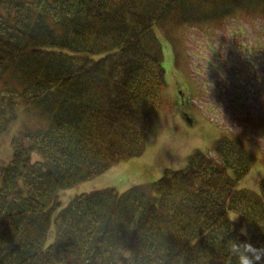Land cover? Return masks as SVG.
<instances>
[{"label":"trees","instance_id":"trees-1","mask_svg":"<svg viewBox=\"0 0 264 264\" xmlns=\"http://www.w3.org/2000/svg\"><path fill=\"white\" fill-rule=\"evenodd\" d=\"M260 13L264 0H0V135L15 128L0 264H237L233 243L264 249V177L241 185L254 157L238 137L123 191L58 197L145 152L163 42L179 61L190 26Z\"/></svg>","mask_w":264,"mask_h":264},{"label":"rangeland","instance_id":"rangeland-1","mask_svg":"<svg viewBox=\"0 0 264 264\" xmlns=\"http://www.w3.org/2000/svg\"><path fill=\"white\" fill-rule=\"evenodd\" d=\"M163 44V104L151 122L145 152L59 191L60 207L82 192L123 191L157 179L168 168L182 167L191 151H209L222 135L238 137L252 153V167L241 185L258 190L264 177V15H232L221 28L190 26L183 31L179 61ZM14 131L0 135V164L11 156Z\"/></svg>","mask_w":264,"mask_h":264},{"label":"clouds","instance_id":"clouds-1","mask_svg":"<svg viewBox=\"0 0 264 264\" xmlns=\"http://www.w3.org/2000/svg\"><path fill=\"white\" fill-rule=\"evenodd\" d=\"M236 216L232 217L234 220ZM231 253L236 257L237 264H264V249H258L250 244L230 246Z\"/></svg>","mask_w":264,"mask_h":264}]
</instances>
